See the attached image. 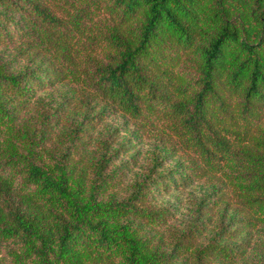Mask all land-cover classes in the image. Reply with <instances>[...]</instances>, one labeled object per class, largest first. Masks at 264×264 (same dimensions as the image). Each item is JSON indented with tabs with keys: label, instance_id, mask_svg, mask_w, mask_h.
<instances>
[{
	"label": "trees",
	"instance_id": "obj_1",
	"mask_svg": "<svg viewBox=\"0 0 264 264\" xmlns=\"http://www.w3.org/2000/svg\"><path fill=\"white\" fill-rule=\"evenodd\" d=\"M0 264H264V0H0Z\"/></svg>",
	"mask_w": 264,
	"mask_h": 264
}]
</instances>
